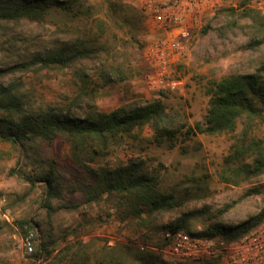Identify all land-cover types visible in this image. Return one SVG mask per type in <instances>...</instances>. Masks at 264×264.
I'll use <instances>...</instances> for the list:
<instances>
[{
	"label": "rangeland",
	"instance_id": "1",
	"mask_svg": "<svg viewBox=\"0 0 264 264\" xmlns=\"http://www.w3.org/2000/svg\"><path fill=\"white\" fill-rule=\"evenodd\" d=\"M64 1L71 3L68 12L50 9L39 20L0 24V69L73 46L96 51L74 68L16 73L3 79L25 103L42 111H68L83 118L159 100L176 127L203 125L211 84L230 75L255 73L264 64V45L251 46L257 25L242 16L240 3L246 0H219L213 11L194 15L188 49L162 81L144 56L162 33L149 27L140 0ZM256 1L249 0L247 9L257 11ZM116 70L120 76H114ZM107 71L108 79L103 76ZM76 72L83 78H76ZM168 82L178 83L172 88ZM239 127L234 134L215 136L186 138L181 132L168 141L155 140L147 125L107 157L88 164L98 169L140 159L149 172H157L158 190L173 197V207L148 220L132 215L127 196L96 199L93 179L73 162L62 139L26 151L0 141V264H139V258L158 253L165 233L161 227L183 214L190 215L193 232L215 224L237 225L258 215L264 207V175L251 181L239 179L237 184L221 178ZM252 135L264 139V120ZM50 167L56 199L48 205L53 211L44 207L47 187L36 180ZM28 177L35 180L33 185ZM16 222L33 227L29 229L33 250L47 235L55 240L51 255L26 254L27 236ZM161 262L209 264L167 256Z\"/></svg>",
	"mask_w": 264,
	"mask_h": 264
},
{
	"label": "trees",
	"instance_id": "2",
	"mask_svg": "<svg viewBox=\"0 0 264 264\" xmlns=\"http://www.w3.org/2000/svg\"><path fill=\"white\" fill-rule=\"evenodd\" d=\"M249 0L240 3L242 16L250 18L257 25L255 38L251 46L256 48L264 45V15L247 9ZM50 9L68 12L71 3L64 0H0V24L35 21L43 18ZM96 51L85 50L73 46L66 50H57L36 55L28 61L0 69V141L10 143L19 151L28 150L39 144L49 145L58 138L69 146L71 159L83 168L94 181V196L103 195L127 196L131 203L134 217L150 219L159 214L168 213L173 207V197L158 190L159 174L149 172L145 162L130 159L125 163L112 167L91 169L88 164L107 157L113 148L122 145L127 139L135 137V131L150 125L155 140L172 141L181 132L186 138L196 135L215 136L236 133L232 152L224 158L225 170L222 180L227 184L240 181H251L264 175V139L252 135L255 126L264 120V64L251 74L230 75L209 88V101L205 116V124L176 127L171 124L165 106L159 100L121 106L109 113H93L83 118L53 109L42 111L25 103L13 85H4L3 79L16 73H38L43 70L74 68L80 62L94 57ZM110 72L103 76L108 79ZM76 78H83L76 72ZM114 76H120L116 70ZM108 82V81H107ZM246 160H250L245 163ZM11 173L15 174L14 170ZM47 187L44 207L49 208L48 201L56 199L54 190V173L50 167L37 177ZM238 180V181H237ZM35 180L30 177L27 182L33 185ZM264 188V186H261ZM259 194L258 189L251 191ZM264 220V207L258 215L237 225L215 224L202 231L193 232L189 229L191 217H181L161 227L163 232L184 231L190 235L204 237H221L231 241L248 232L252 227ZM24 235H29L33 227L28 222H16ZM56 245L49 235L32 251L35 258L43 255L49 257ZM165 243L158 245V253L139 258V264L162 263L161 249ZM217 264V261H204ZM100 264H122L107 261Z\"/></svg>",
	"mask_w": 264,
	"mask_h": 264
},
{
	"label": "built area",
	"instance_id": "3",
	"mask_svg": "<svg viewBox=\"0 0 264 264\" xmlns=\"http://www.w3.org/2000/svg\"><path fill=\"white\" fill-rule=\"evenodd\" d=\"M219 0H140V10L149 27L162 33V38L145 49V59L161 78L188 49L194 15L213 11ZM256 10L264 15V0L256 1ZM178 82L167 83L175 87ZM162 84V82H161ZM32 234L24 241L25 253L33 251ZM162 256L181 262L217 261V264H264V220L231 241L221 237L190 235L184 231L165 232ZM141 251L145 247L140 246Z\"/></svg>",
	"mask_w": 264,
	"mask_h": 264
}]
</instances>
